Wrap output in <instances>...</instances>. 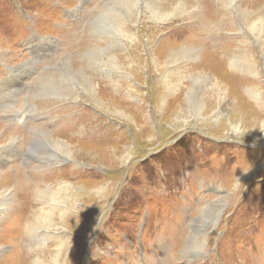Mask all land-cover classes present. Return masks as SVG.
I'll return each instance as SVG.
<instances>
[{
	"label": "rangeland",
	"instance_id": "1",
	"mask_svg": "<svg viewBox=\"0 0 264 264\" xmlns=\"http://www.w3.org/2000/svg\"><path fill=\"white\" fill-rule=\"evenodd\" d=\"M211 1L0 0V264H264V0ZM47 173L76 188L30 235Z\"/></svg>",
	"mask_w": 264,
	"mask_h": 264
},
{
	"label": "bare ground",
	"instance_id": "2",
	"mask_svg": "<svg viewBox=\"0 0 264 264\" xmlns=\"http://www.w3.org/2000/svg\"><path fill=\"white\" fill-rule=\"evenodd\" d=\"M134 1V0H133ZM215 1V0H214ZM214 1H211V2H214ZM226 1H234V0H219V6H220V9L223 8V10H225V7H226ZM128 2V1H127ZM130 2V1H129ZM146 6H147V9L148 11H150L149 13L152 15V17L154 18V20H156L157 22H161L162 21H166V20H162L163 18H165L164 15L160 14L159 12V9L157 8V5L156 4H153V3H148L149 0H146ZM140 3V2H139ZM161 4V0L159 2ZM233 3V2H232ZM235 3V2H234ZM134 3L132 4H128L126 3V1H123L122 3V7H120L119 11L118 10H113V16H114V20L116 19H121L125 13L128 12L129 8L132 7ZM138 4V3H136ZM214 4V3H213ZM236 4V3H235ZM233 4V6L235 5ZM229 5V4H228ZM232 6V5H231ZM247 6V7H246ZM246 9H243V22L247 24V30L251 33V34H258L256 35V38H262V35L264 34V4L261 5V7H259L260 5L257 6V8L254 6V5H246ZM215 7V6H214ZM238 8V7H237ZM117 9V8H116ZM217 10V9H215ZM218 12V11H217ZM220 12V11H219ZM239 15V14H238ZM259 17V19H258ZM102 20V19H101ZM111 28V27H110ZM114 32H115V35H117L118 33L123 35L124 34V31L123 29L119 26H116L114 28H111ZM112 34V33H111ZM255 35V34H254ZM219 38V37H218ZM254 38L256 40V42H260V41H257V39ZM260 40V39H259ZM244 50V49H243ZM186 52V51H185ZM188 52V51H187ZM181 54H184L181 53ZM32 58L34 59L35 57V54H32L31 55ZM183 56V55H181ZM244 58V57H243ZM241 62V61H240ZM27 64H32V62H25V64L23 65L25 67V65ZM22 66V67H23ZM158 69V68H157ZM26 70V69H25ZM247 70V69H246ZM248 71V70H247ZM74 80V79H73ZM84 83H85V88L88 89L87 93L89 95V97L91 98V100H93V103L94 105H96V108L98 107H101L102 110L106 111L107 113H110L112 112L111 109L107 108H103V105H100V103L98 102V98L96 97V90L94 87L91 86V82L89 83V81L87 80H84ZM53 85V84H52ZM55 85V84H54ZM57 85V84H56ZM83 86V85H82ZM52 88V86L50 87ZM55 88V87H54ZM58 88V87H57ZM65 89H63V92L62 93H66L64 92ZM57 92V91H56ZM61 91L57 92V93H60ZM71 96V95H70ZM68 96V97H70ZM98 106V107H97ZM95 107V106H94ZM100 109V108H99ZM100 109V110H101ZM76 114V113H75ZM74 118V117H73ZM57 124V123H56ZM54 124V125H56ZM66 124V123H65ZM54 125L52 127H54ZM74 126V125H73ZM70 130L72 129L70 127V125L66 124L65 125V131L67 129ZM34 129V128H33ZM69 130V131H70ZM94 130V128H93ZM61 131V130H60ZM60 131H57V132H60ZM52 132V131H51ZM7 134V132H4L3 134ZM63 133V132H62ZM3 134H1L0 136H2ZM38 134V132H37ZM42 134V133H41ZM53 133H47L45 135H43L47 140L48 142H50L51 144V148H53L57 153L60 154L61 157H65V158H70L72 159V156L75 154V150H74V147L72 145V143H68L66 141H62L60 140V136H57V135H52ZM61 134V133H60ZM8 135V134H7ZM17 135V134H16ZM4 136V135H3ZM54 136V137H53ZM89 136V135H88ZM85 137V136H84ZM97 136H95L94 139H96ZM62 139V138H61ZM81 139V138H80ZM84 140V139H83ZM15 141V140H14ZM43 142V141H42ZM104 143V142H102ZM44 144V143H43ZM80 144V142L78 143V145ZM0 145H2V143L0 142ZM88 145V144H87ZM13 146V145H12ZM38 146V145H37ZM42 147V146H40ZM46 147V146H45ZM77 147V146H76ZM47 148V147H46ZM50 148V149H51ZM49 149V148H48ZM53 151V150H52ZM59 156V157H60ZM75 156H78V155H75ZM74 156V157H75ZM64 160V159H63ZM19 170H22L20 165L15 163V165L10 169V173L13 171L12 174H16V172H18ZM20 173V172H19ZM17 178V176H16ZM19 179V178H18ZM43 181H37L39 184H37L35 186V190L33 191V185H31L32 188H28V191H31V192H34L35 193V197H37V200H39L40 205L43 207V205H46L47 207L46 208H42L40 209L39 211L36 210L35 212H33L32 216H30V218L28 219L29 221L27 222V225H26V228L28 230V232L30 233L31 235V232L32 233H36V232H40V231H49V229H52L54 226V217H59V218H63V213H59L55 210V206L56 205H62L63 206V202H65L64 198H65V195H67V193L69 192V189H71L73 191V188H76L75 185L73 184H61V185H57V186H53L52 188L51 187H48V186H45V185H50V183H46V184H42L44 182H47V181H51L52 179L49 178V174L47 173L46 174V178H43ZM49 179V180H48ZM22 181L25 180V179H21ZM47 180V181H46ZM14 181V180H13ZM12 181V182H13ZM25 183V181H23ZM60 182V181H59ZM36 183V182H35ZM41 184V185H40ZM14 185V183H13ZM27 186H29L27 184ZM40 188H45L44 190L43 189H40ZM3 193H1L0 191V197L2 196ZM14 199V197H13ZM69 200V199H68ZM70 201V200H69ZM13 205V204H12ZM22 210H24V208L22 207ZM24 212L28 213L27 210L25 209ZM211 213V212H210ZM210 213H208V216H209V219H207V221H210ZM25 215V213H21V212H17V213H12V218H16L18 216L20 217H23ZM11 219V217H10ZM8 220L7 222V225H6V233H7V238L10 239V238H13L12 241L14 243L17 244V247H16V250L17 251H20V246H19V243H18V235L20 234H17L14 232V225H17L18 226V230H20L21 232V235H23V230H21V223H14L13 222V228L11 226V220ZM199 229V227H198ZM28 233V234H29ZM198 235V230H197V233ZM30 239V237H29ZM195 240V239H194ZM18 256V255H17ZM23 256V255H22ZM160 261V260H159ZM17 264V263H16ZM37 264H44L43 261L39 260Z\"/></svg>",
	"mask_w": 264,
	"mask_h": 264
}]
</instances>
